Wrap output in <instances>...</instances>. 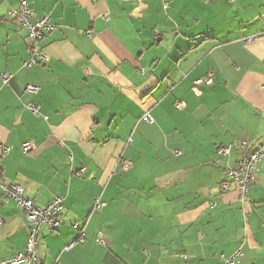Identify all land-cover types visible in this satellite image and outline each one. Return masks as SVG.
<instances>
[{"label":"crops","instance_id":"0c3cea01","mask_svg":"<svg viewBox=\"0 0 264 264\" xmlns=\"http://www.w3.org/2000/svg\"><path fill=\"white\" fill-rule=\"evenodd\" d=\"M21 1L54 26L46 62L28 69L27 33L8 17ZM2 73L0 177L37 205L62 200L61 227L40 230L41 264H224L238 249L240 264H264V161L244 205L220 190L239 142L264 144V0H0ZM26 227L0 191V259L24 249Z\"/></svg>","mask_w":264,"mask_h":264},{"label":"built area","instance_id":"2783aa9c","mask_svg":"<svg viewBox=\"0 0 264 264\" xmlns=\"http://www.w3.org/2000/svg\"><path fill=\"white\" fill-rule=\"evenodd\" d=\"M116 2H132L136 4H143L148 0H114ZM206 3L213 0H203ZM166 6V5H165ZM8 17L19 28L24 29L27 33L26 40L28 51L30 53V59L23 63L24 68H31L34 65L46 62L47 56L44 54L41 43L45 36L54 30V26L50 22L48 16L36 18L33 11L25 1H21L17 8L11 9L8 12ZM107 15H103L102 19L106 20ZM254 40V37H249L245 40L249 43ZM8 73L0 74V80L3 85H7L10 79ZM211 75H208V79L197 80L192 85V91L200 95V91L197 86L201 82L210 84ZM24 94L36 95L38 88L32 85L25 86L23 90ZM185 105L181 102L175 104L177 110H183ZM33 115H38V107L33 104H28L26 107ZM143 120L151 123L152 120L149 115L143 117ZM239 157L235 167L227 168L224 172V181L220 185L222 193L230 192L232 187L235 190L238 200L242 205L245 204L248 189L258 181L259 164L264 161V144L257 147L252 146L251 142L247 139H243L239 142ZM36 150V146L30 142H26L21 146V152L23 154H30ZM233 150L232 145L219 146L216 148V154L221 157H226L231 154ZM10 151L8 147L0 146V157L7 154ZM175 156L180 155L179 152H173ZM122 170L127 171L132 166L129 161H122ZM84 173V169H80L75 176L81 178ZM0 191L5 199L12 200L17 208L22 210L27 220L26 227V241L25 247L22 251L15 255L0 259V264H41L40 259L37 256V247L39 244V234L43 226L47 228L50 233H55L61 227V212H62V200L59 197L53 198L46 205L40 206L35 201L25 197L24 187L21 184L11 183L0 177ZM105 203L97 197L93 204V211L101 212ZM264 227V221H263ZM85 241V234L83 231H79L77 237L65 247V251H68L75 244H82ZM96 242L103 247H106L105 242L98 238ZM219 258L223 260L224 264H240V261L244 258L242 249L236 250L229 257L220 255Z\"/></svg>","mask_w":264,"mask_h":264}]
</instances>
